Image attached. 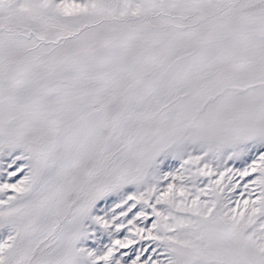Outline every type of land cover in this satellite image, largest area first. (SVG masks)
<instances>
[{
  "label": "snow or ice",
  "instance_id": "6c2138e0",
  "mask_svg": "<svg viewBox=\"0 0 264 264\" xmlns=\"http://www.w3.org/2000/svg\"><path fill=\"white\" fill-rule=\"evenodd\" d=\"M0 264H264V0H0Z\"/></svg>",
  "mask_w": 264,
  "mask_h": 264
}]
</instances>
